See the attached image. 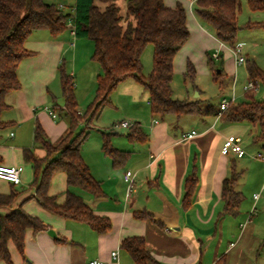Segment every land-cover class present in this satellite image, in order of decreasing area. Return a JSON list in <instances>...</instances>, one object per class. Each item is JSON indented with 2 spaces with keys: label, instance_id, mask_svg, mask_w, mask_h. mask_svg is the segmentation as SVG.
<instances>
[{
  "label": "crops",
  "instance_id": "0c3cea01",
  "mask_svg": "<svg viewBox=\"0 0 264 264\" xmlns=\"http://www.w3.org/2000/svg\"><path fill=\"white\" fill-rule=\"evenodd\" d=\"M164 1L170 7L176 6L178 2L183 3L190 30L188 41L175 55L174 77L178 72L185 73L188 60L195 61L190 46L196 41L201 55L205 53L208 58L209 52H218V58L213 59H221L223 72H227L219 80L221 88L226 87L227 79H233L234 82L238 80L242 73L240 67L244 63H238L235 57V68L227 70L226 57H229V53L224 51L227 45L210 33V28L199 19L194 9L195 0ZM67 2L71 5L73 0ZM69 7L64 10L70 12ZM42 31L47 33H39ZM65 32L55 37L48 30H36L25 42V47L33 55L24 58L18 68L21 88L6 96L9 108L4 112H11L7 120L20 131L18 134L10 132V137H15L16 140L11 146L6 148L0 144L1 163L5 165L23 166V151L34 142L36 119L52 141L59 140L67 132L68 123L56 121L46 109L52 107L53 101L57 102L62 96V92L58 95L51 89L56 80H59V66L70 61L73 66V71L70 72L73 76L77 75L81 50L85 44L78 36H72L68 29ZM99 74L98 70L97 75ZM76 89H79V85H75V93L80 106L83 100ZM116 90L127 94L133 101H137L139 92L144 91L148 95L147 103L150 106L148 90L135 78L124 80ZM229 97L223 96L220 102L224 98L236 102L238 92L235 86ZM198 98L204 100L201 91L196 97L186 96L183 99ZM129 118L131 123L139 121L148 136L143 142H133L126 132L118 130L121 129V121L116 123L117 133L112 135L111 141L116 148L129 152L124 164L115 167L112 158L103 152V135L99 145L92 150L87 149V158L84 156L92 174L101 182L105 195L96 197L86 192L82 194L96 214L111 219V230L99 234L84 222L54 214L31 198L34 189L26 190L12 206L0 207V213L7 214L21 207L29 214L39 217L48 225V229L37 234L32 230L27 231L24 254L17 250L13 242H9L13 264H89L95 259L105 264H135L131 255L121 248L123 239L134 235L144 236L153 257L163 264H216L220 260L224 264H264V231L258 229L259 217L253 219L252 216L249 219L252 208L264 195L258 200L252 195L261 191L264 184V168H260L258 172L253 170L254 162H259L254 157L263 150L262 144L252 139L257 127L248 122H224L219 116H155L151 109L148 119L139 116ZM32 121L33 134L28 138L23 131ZM192 130H196L195 136L183 137V134ZM230 135L241 138L244 156L221 153L222 145ZM8 142L9 140L4 141ZM37 154L43 156L45 151ZM233 164L238 171H242L236 189L242 192L243 200L245 195H252L253 200L252 205L250 199L242 201L237 215L223 212V181L231 174ZM128 172L133 177L131 190L130 181L125 177ZM253 172L256 174L255 184L248 189ZM192 174L197 176L198 182L190 206L184 207L185 183ZM58 175L60 182L64 183V186L58 188L61 191L59 193H64L60 198L53 184ZM32 178V171H26L23 167L21 182L16 186H26ZM12 186V182L0 179V193H9ZM67 188L66 174L62 171L55 173L50 193L56 195L62 203ZM135 211L150 212L155 219H138L134 215ZM49 229H53L57 237L50 235ZM61 237L65 240H58ZM113 251H118L117 260L112 257ZM0 264L7 263L0 260Z\"/></svg>",
  "mask_w": 264,
  "mask_h": 264
},
{
  "label": "trees",
  "instance_id": "16d2710c",
  "mask_svg": "<svg viewBox=\"0 0 264 264\" xmlns=\"http://www.w3.org/2000/svg\"><path fill=\"white\" fill-rule=\"evenodd\" d=\"M120 1L124 5L120 4ZM252 11L264 9V0H247ZM61 3L75 8V26L78 37H86L94 42L92 58L102 70L98 75L97 90L93 101L84 113L79 110L75 93L74 76L63 62L59 66L64 107L53 101V110L68 118L67 132L57 141H52L38 119L34 127V143L45 151L40 156L35 147L25 148L24 159L32 164L34 180V198L38 204L66 219L86 223L99 234L111 230L109 217L98 215L87 204L83 192L93 196H104L101 182L92 174L82 155V146L90 134L95 119L102 110L112 103L111 94L118 85L128 78H135L149 92L151 113L155 116L186 115L209 117L219 116L224 122H248L257 127L252 139L261 143L264 151V98L257 99L250 91L241 102L231 101L226 110L220 112V106L204 103L200 98L184 100L173 97L174 58L190 37L187 25V11L182 2L176 6H167L164 0H0V130L9 127L12 122L3 120L2 114L9 108L6 102L8 93L21 88L18 68L22 60L33 55L25 47V42L36 30H48L57 37L67 30L68 18L72 12L60 8ZM195 12L199 19L210 28L216 38L231 47H237L241 0H195ZM69 7V8H70ZM122 7L125 11L122 12ZM264 27V23H248L247 28ZM152 44L153 68L143 73L142 55L146 47ZM213 57L209 56L212 64ZM248 74L253 80L264 84V71L254 61L248 64ZM185 75L192 81L197 70L191 60L187 61ZM214 80L223 76L214 71ZM85 125L80 128V123ZM114 124L110 130L102 131L103 152L110 156L115 167L126 161L129 152L116 148L111 137L117 133ZM133 142H143L147 132L139 121H135L126 132ZM2 158L0 156V162ZM67 176L66 197L59 202L56 195L50 193L52 179L57 172ZM242 171L233 164L231 174L223 181V212L237 215L243 201V194L236 189ZM198 178L190 175L185 183L184 207H189ZM27 189L13 186L9 193H0V207H10L17 197ZM82 191V192H79ZM138 219H155L147 211H135ZM160 223V222H159ZM48 229L39 217L33 216L19 207L7 214L0 213V260L13 264L9 242L24 254L26 234H34ZM64 241L65 238H58ZM135 264H163L150 252L144 236H128L121 243ZM216 264H224L223 260Z\"/></svg>",
  "mask_w": 264,
  "mask_h": 264
},
{
  "label": "rangeland",
  "instance_id": "374dc122",
  "mask_svg": "<svg viewBox=\"0 0 264 264\" xmlns=\"http://www.w3.org/2000/svg\"><path fill=\"white\" fill-rule=\"evenodd\" d=\"M49 1H52V0H49ZM241 3H242V8L239 14V24L242 27V29L238 33L237 43L243 44L241 55L245 57L246 62L244 63V66L240 67V73L241 72L242 73L239 79L234 82L233 79L229 80L227 79V77H225L227 79V85L225 88H221L219 85L220 81L214 80L213 73L214 71H218L219 69L223 68L222 60L213 59L212 64H210L209 57L207 58L205 53L201 55L200 49H199L200 47H198L199 46L198 42L193 41L192 45L190 46L191 47L190 50L195 55V58H196L195 61L192 60L197 70L196 78L192 81L189 77L185 75V73L183 74L181 72H178L173 79V84H172L173 85V97L177 99H183L186 96L196 97L197 93L201 91L202 96H204V100H203L204 102L206 103L209 102V103L214 104L215 106H219L220 99L223 96L229 97L230 95H232V90H233V87L235 86V90L238 92V97H237L236 102H241L246 99L245 95L247 94V92L245 91L244 86L248 82V79L250 77L248 74V68H247L248 64L254 61L264 71V27L256 26L253 28H247L246 25H248V23L250 22L254 24L264 23V9L255 12L250 9L247 0H241ZM120 4L124 5L122 1H120ZM194 9H195V5H194ZM124 11L125 9L124 7H122V12ZM208 30L211 31L210 33H213L211 29H208ZM39 33H47V32L42 31ZM65 33L68 35L67 32ZM78 39H82L85 44L83 45L82 50H81V58L79 59L80 63L78 65L77 75L74 76V82H75V85H79V89H76V92L79 94V96L83 100L82 101L83 104L80 103L79 110L81 111V113H84L87 110L90 103L92 102L93 97L95 96V93L97 90V80H98L97 71L99 70V72L102 73V70L100 69L99 63L92 58V55L94 52V42L86 37H78ZM224 51L229 53V57L228 56L226 57V62H227L226 68L227 70L230 71L232 68H235L233 61L235 60L236 54L233 52V49L229 46H227ZM153 53H154L153 45L149 44L143 53V73L145 75H148L152 71ZM212 55L213 54L209 52L208 56L211 57ZM67 65H68V69L70 71H73V66L70 63V61H68ZM226 73L227 72L225 70L223 72V75ZM256 81L260 85V88L258 91H252V92H254L255 97L257 99H262L264 98V84L260 80H256ZM51 89L54 92L56 91L58 95L61 94L62 90H61L60 79L56 80V82L51 86ZM116 89L111 94L112 104L107 105L102 110L99 118L95 119L93 122V126L90 129L89 138L84 142L82 146L83 157L86 156L87 158V149L92 150L93 147H97V145H99L102 139V136H101L102 131L110 130L114 124L120 121H123V120L128 121V119H130L129 116H139V117H143L144 119L149 118L150 106L147 103L148 95L144 93V91L139 92L137 101H133L131 100L130 96L122 92L120 93L119 92L120 90H116ZM89 92H90V95H88ZM60 97L58 98L57 102L59 103L60 106L64 107V98L62 100V96ZM10 113H11L10 111L4 112L3 118L5 120L9 119ZM56 113H57V117L55 118L56 121H65L68 123V118L67 116H65L64 112L61 115H59L58 112ZM7 121L9 122V120ZM180 121H183V120H180ZM33 124H34V121H32L28 125V127H26L23 131V132H26L28 138L29 137L31 138L33 134ZM84 125L85 123L81 122L80 128L83 127ZM118 130L122 133L127 132L126 127H122V126H121V129L119 128ZM12 131L18 134V131H20V129L17 126L16 127L12 126L11 124L6 129L0 130V144L2 147L11 146L12 144L16 142V140H14L15 137L14 138L10 137V132ZM8 140L10 143L9 142L4 143V141H8ZM30 144H32V141L30 142ZM30 147L31 148L35 147V150L37 149L38 153L43 150L40 147H37L34 142H33V145H31ZM30 147H26V148H30ZM256 154L257 155H255L256 157H254V160H257L259 162L257 163L254 162L255 165L253 167V170L255 172L256 171L258 172L260 168H264V160H262V155H264V151L261 149L260 154L259 153H256ZM22 163H23L22 167H24L26 171L28 169L32 171L33 178H32V181L28 183V185L19 186V187L16 186V188L21 189L20 187L22 188L24 187V189L33 190L34 188H30L31 183L34 180V170H33L32 164L25 159L23 160ZM260 164L261 165L263 164V167ZM239 166L241 165L239 164ZM255 172L251 174V177L249 179V183L247 186L248 189H251L253 185L255 184V181H254V179L256 178ZM53 184L55 186L54 189L56 190L60 198L64 193L63 194L59 193L61 191H59L58 188L59 186H64V183L63 181L60 182L59 175L57 176V180L54 181ZM79 192H82V191H79ZM252 195L250 196L245 195L246 198H244L243 201L250 199V204L252 205L253 204ZM251 205H250V208H251ZM253 209H254L253 219L259 217L257 220L258 229H261L264 231V195L262 197V200L257 202V204L254 206ZM262 257H263L262 259H264V253H262Z\"/></svg>",
  "mask_w": 264,
  "mask_h": 264
},
{
  "label": "built area",
  "instance_id": "2783aa9c",
  "mask_svg": "<svg viewBox=\"0 0 264 264\" xmlns=\"http://www.w3.org/2000/svg\"><path fill=\"white\" fill-rule=\"evenodd\" d=\"M73 2H74V0H73ZM59 7L64 9L68 6L64 3H61L59 5ZM70 9H71L72 15L68 18L67 29L70 31L72 36L76 37L77 34H76V26H75V22H74V19H75L74 5L72 7H70ZM72 44H74V43H72ZM242 49H243V44L238 43L237 47L233 50V52L236 54L238 63H245L246 62L245 57H243L241 55ZM218 56H219L218 52H215L212 55L213 58H218ZM259 88H260V85L258 84V82L256 80L251 79L250 77L248 79V82L244 86V89L246 92L258 91ZM230 102L231 101H229L226 98L222 99V101L220 102V105H219L220 106V112L226 110L227 107L229 106ZM46 109L49 111L50 115L53 118L57 117V113L53 110V108L46 107ZM120 124L123 127L130 128L133 123H131L130 121H127V120H123V121H121ZM196 134H197L196 130H192L190 133L183 134V137L184 138H191V137L195 136ZM221 153H223L224 155L235 154L238 157L244 156L245 150L243 149V147L241 145V138L238 136H235V135L228 136L222 145ZM262 159H264V155H262ZM22 171H23L22 166L5 165V164L0 162V179H4V180H7V181L12 182V183L19 184L21 182V172ZM125 177L127 180L130 181L129 190H131L132 186H133V177H132L130 172L126 173ZM262 194H264V184H263L261 191L254 193L253 197L255 200H258ZM253 208L249 214V219H251L253 214H254ZM232 245H233V243H232ZM112 257H113V259L117 260L118 259V251H113ZM89 264H105V263L101 260L95 259V260L90 261Z\"/></svg>",
  "mask_w": 264,
  "mask_h": 264
},
{
  "label": "water",
  "instance_id": "95a60500",
  "mask_svg": "<svg viewBox=\"0 0 264 264\" xmlns=\"http://www.w3.org/2000/svg\"><path fill=\"white\" fill-rule=\"evenodd\" d=\"M218 72H220V69L218 70ZM197 94H198V93H197ZM48 233H49L50 235H52L53 237H57V234H56V232H55L53 229H49Z\"/></svg>",
  "mask_w": 264,
  "mask_h": 264
}]
</instances>
